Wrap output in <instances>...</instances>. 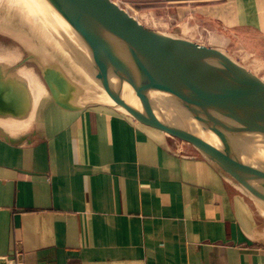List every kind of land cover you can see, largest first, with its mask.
Masks as SVG:
<instances>
[{"label":"crops","instance_id":"obj_1","mask_svg":"<svg viewBox=\"0 0 264 264\" xmlns=\"http://www.w3.org/2000/svg\"><path fill=\"white\" fill-rule=\"evenodd\" d=\"M121 1L264 55V0ZM19 74L2 82L0 264H264L254 201L212 160L118 109L38 100Z\"/></svg>","mask_w":264,"mask_h":264},{"label":"water","instance_id":"obj_2","mask_svg":"<svg viewBox=\"0 0 264 264\" xmlns=\"http://www.w3.org/2000/svg\"><path fill=\"white\" fill-rule=\"evenodd\" d=\"M43 3L78 44L86 62L84 73L65 66L58 42L66 31L57 23L46 42L36 29L27 44L8 9L0 8L9 22V29L0 32L26 51L58 107L101 104L118 109L190 144L264 204L260 78L224 49L145 26L112 0ZM111 77L118 83L112 84ZM6 78L0 75V108L13 109L17 94L3 86Z\"/></svg>","mask_w":264,"mask_h":264},{"label":"rangeland","instance_id":"obj_3","mask_svg":"<svg viewBox=\"0 0 264 264\" xmlns=\"http://www.w3.org/2000/svg\"><path fill=\"white\" fill-rule=\"evenodd\" d=\"M120 7L127 11L129 10L124 7L123 4H120ZM7 11L9 12L10 10L8 9ZM129 12L131 15L136 17L139 22L150 28L164 32L167 31L171 34H177L178 37H183L185 39H189L193 42H198L205 46L213 45L210 39H208V36H212V34L210 33V29L206 27H201L200 25L195 23L192 20L193 18L189 14L186 15L184 19L172 20L168 18L166 13L163 12L156 13L152 11L148 12L141 10H129ZM2 15L3 14L0 13V30L5 28L3 19H1L3 18ZM61 27L66 31L63 35L68 38L70 49L76 52V44L74 42L73 36L68 32V28L63 23L61 24ZM184 29H187V31L185 32ZM182 30L183 32H181ZM0 34L5 35L16 43L14 44L12 43V41L4 39V37L0 35V75L3 77H13L15 75H18L19 77V72L20 69L23 68L22 62L24 61L25 57L22 51V53H19L21 46L17 43L16 40L6 35L5 33L0 32ZM220 48L224 49L230 55L233 54V56L231 55L232 57H234L235 55L236 58L242 61L243 65L248 70H250L254 75H256L258 78H260V80L264 82V55L262 52L248 51L243 45H234L231 42H227V44L222 45ZM24 65L28 66L30 64L27 62L24 63ZM18 66L21 67L17 68ZM33 71L35 72V70ZM261 207V205L257 204L256 202H253V210L250 209L248 210V212L251 215L250 221L252 222L250 229L253 231L255 237L259 241L264 242V209H262Z\"/></svg>","mask_w":264,"mask_h":264},{"label":"bare ground","instance_id":"obj_4","mask_svg":"<svg viewBox=\"0 0 264 264\" xmlns=\"http://www.w3.org/2000/svg\"><path fill=\"white\" fill-rule=\"evenodd\" d=\"M0 8L2 10H6V9L10 10L8 13L13 18L14 23L16 24V28H18V30L22 32L21 33V40H23L27 44L30 43L31 37L34 34L36 29H39L42 31L41 33H43V36L45 35L44 40L46 42L49 39L48 34H50V32L54 33L53 28H56V25L61 26V24H62L61 20L58 17H56L50 11V9L47 8V6L43 3V0H0ZM2 17L3 18H1V19H3V23L5 25V28L9 29V22H8L7 17H6V14ZM52 18H54V19H52ZM134 18H136V17H134ZM53 23H55V24L57 23V24L53 25ZM52 26H53V28H52ZM184 30H185V32L187 31V29H184ZM181 32H183V30ZM0 35L3 36L4 39L12 41L10 38L6 37L5 35H2V34H0ZM74 42L76 44V52H74L73 50L70 49L69 40H68V38H66L63 35V38L58 42V44H60V46H61V57H62L63 61H66V63H67V65H65V66H68L70 69H72L74 71H79V72L82 71L83 72L84 70H86V68L84 66L86 62L84 61V58H83L84 56L80 52V49H79L78 44L76 43L75 39H74ZM12 43L16 44L14 41H12ZM196 43H198V42H196ZM198 44H200V43H198ZM201 45H203V44H201ZM21 51L23 52V54L25 56L24 57L25 60L23 62L24 63L28 62L30 64L28 66L23 65L22 72L26 76L31 87L33 88L34 93H35L34 96L36 95V98L38 100L39 99L41 100L43 98V96L45 94H47V92H48L43 87L45 85V83L42 80L41 75H40V71L38 70L36 65L32 62V60L27 58L26 52L20 47L19 53H22ZM231 55L233 56V54H231ZM234 57L236 58L235 55H234ZM236 59H238V58H236ZM238 60L240 61V59H238ZM240 63L242 64V66H244L242 61H240ZM33 70H35V72ZM65 72H67V71L65 70ZM41 81L43 82L44 85L41 83ZM111 82H112V84L118 83V81L113 77H111ZM124 85L127 86L128 84L125 83ZM27 86H28V84H27ZM261 158L264 159V151L261 154ZM238 186L254 202L261 205L262 206L261 208L264 209L263 203H261L259 200L254 198L250 193H248V191L246 189H244L239 183H238Z\"/></svg>","mask_w":264,"mask_h":264},{"label":"built area","instance_id":"obj_5","mask_svg":"<svg viewBox=\"0 0 264 264\" xmlns=\"http://www.w3.org/2000/svg\"><path fill=\"white\" fill-rule=\"evenodd\" d=\"M112 1H114L115 3H117L119 6H120L121 2L123 4V1H121V0H112Z\"/></svg>","mask_w":264,"mask_h":264}]
</instances>
